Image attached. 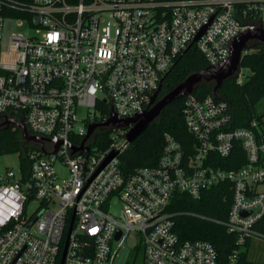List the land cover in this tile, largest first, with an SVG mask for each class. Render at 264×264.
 <instances>
[{"label": "built area", "instance_id": "built-area-1", "mask_svg": "<svg viewBox=\"0 0 264 264\" xmlns=\"http://www.w3.org/2000/svg\"><path fill=\"white\" fill-rule=\"evenodd\" d=\"M261 22L264 0H0V119L23 120L31 134L62 142L51 154L31 149L27 177L22 166L0 168V264H61L71 226L64 264H127L129 238L134 248L143 244V264H239L238 250L223 263L210 241L180 240L168 207L176 192L199 199L229 183L225 225L239 246L264 238L254 228L264 216L259 120L234 127L228 99L191 93L183 112L193 152L166 132L159 162L128 176L120 155L129 129L108 132L105 148L96 144V134L107 133L101 126L83 139L108 119L111 105L120 119L150 109L162 78L194 44L219 65L234 39ZM237 144L247 161L217 165ZM112 152L118 155L96 173ZM58 161L69 170L65 179ZM115 200L119 214L111 211Z\"/></svg>", "mask_w": 264, "mask_h": 264}, {"label": "trees", "instance_id": "trees-1", "mask_svg": "<svg viewBox=\"0 0 264 264\" xmlns=\"http://www.w3.org/2000/svg\"><path fill=\"white\" fill-rule=\"evenodd\" d=\"M27 5L32 0H9ZM9 12V11H8ZM11 14H18L10 10ZM209 66L205 55L197 44L176 59V64L166 75L158 99L172 90L191 73ZM249 69L251 74L239 82L240 76L226 80L220 88V94L228 99L234 108V127H249L254 119L264 127V44L252 42L243 52L241 70ZM213 83L204 82L193 92L199 98L213 95ZM184 100H177L167 105L160 117L120 155L123 174L128 176L141 166H155L162 155L165 145V133H172L191 154L195 146V137L189 132L184 119ZM261 106L263 109H261ZM96 144L107 147L109 133H97ZM22 131L11 126L0 130V154L19 153L24 175H29L30 162L28 152L32 146H23ZM217 165L227 169L238 168L246 161L245 151L237 144L230 157H218ZM233 201V190L229 183H221L203 192L195 199L182 192H176L168 207L174 213L175 230L180 240H208L216 247L221 262L226 263L229 256L239 251V264H253L250 248L252 240L245 246H239L238 236L230 232L225 225ZM260 236L264 237V216L254 225ZM143 244L137 247L136 254L127 264H143ZM264 264V263H262Z\"/></svg>", "mask_w": 264, "mask_h": 264}, {"label": "water", "instance_id": "water-1", "mask_svg": "<svg viewBox=\"0 0 264 264\" xmlns=\"http://www.w3.org/2000/svg\"><path fill=\"white\" fill-rule=\"evenodd\" d=\"M203 31L199 34V36ZM197 37V39L199 38ZM261 42L264 44V23L261 22L260 26L255 29L247 30L240 34L232 42V53L229 59L219 65H209L208 67L191 73L182 82L178 83L172 90H170L163 97L158 99L160 90L163 86L165 78H162L159 88L154 93L151 101V108L143 112L138 113L136 116L128 119H120L117 117L113 110V105L110 107V114L108 119L101 124H92L89 127V131L83 139V144L93 135L95 129L101 126L102 131L110 132L114 128L129 129L127 132V139L130 143L134 142L149 126L154 123L162 114L164 108L185 96L193 93L196 88L204 82L213 83V95L216 98L222 99L220 94V88L226 80L237 77L241 71V61L243 58L244 50L251 45L252 42ZM190 48V47H189ZM188 48V49H189ZM11 126H15L22 131V138L24 140L23 146H32L34 148L41 149L45 153L51 154L58 151L61 141H58L55 137L46 138L44 136L31 134L24 123L21 121L6 120L0 124V129H8ZM47 140H50L48 147ZM83 149V146L80 148ZM77 149H74L76 152ZM118 155V152H112L96 173H98L111 159ZM247 215V214H246ZM31 226V225H30ZM72 231V226L68 231V238L63 252L61 264H64L65 256L69 244V235ZM120 232L117 234V238L120 237Z\"/></svg>", "mask_w": 264, "mask_h": 264}, {"label": "rangeland", "instance_id": "rangeland-1", "mask_svg": "<svg viewBox=\"0 0 264 264\" xmlns=\"http://www.w3.org/2000/svg\"><path fill=\"white\" fill-rule=\"evenodd\" d=\"M9 30L12 31V24L9 25ZM21 30L26 32H31V29L27 28H21ZM251 74V71L249 69H242L240 71V74L238 76V81L241 83L245 80V75ZM261 109L263 107L261 106ZM21 166V156L19 153H4L0 154V168L5 169L7 167L14 169L15 171H18ZM56 167L58 169V174L61 178L65 179L69 176V170L61 163V161H58L56 163ZM122 209V203L119 200H115L112 203L111 211L113 213L119 214ZM33 211V207L31 209ZM136 239L129 238L127 241V245L129 248H131V257H133L136 254L137 248H134ZM139 242V240H138ZM250 254L251 258L255 261H261L264 263V238H257L255 240H252V245L250 248Z\"/></svg>", "mask_w": 264, "mask_h": 264}, {"label": "flooded vegetation", "instance_id": "flooded-vegetation-1", "mask_svg": "<svg viewBox=\"0 0 264 264\" xmlns=\"http://www.w3.org/2000/svg\"><path fill=\"white\" fill-rule=\"evenodd\" d=\"M3 121L0 119V124L2 123ZM1 130V129H0Z\"/></svg>", "mask_w": 264, "mask_h": 264}]
</instances>
